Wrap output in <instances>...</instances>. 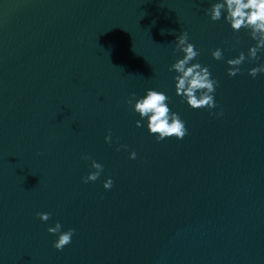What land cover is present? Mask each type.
I'll return each instance as SVG.
<instances>
[{
	"label": "water",
	"instance_id": "water-1",
	"mask_svg": "<svg viewBox=\"0 0 264 264\" xmlns=\"http://www.w3.org/2000/svg\"><path fill=\"white\" fill-rule=\"evenodd\" d=\"M215 2L0 0V264H264V74L248 75L264 52L228 77L255 42L212 22ZM184 31L222 116L175 95ZM149 89L171 98L183 140L136 127L126 101ZM92 161L103 172L85 184ZM56 223L75 230L62 251Z\"/></svg>",
	"mask_w": 264,
	"mask_h": 264
},
{
	"label": "clouds",
	"instance_id": "clouds-1",
	"mask_svg": "<svg viewBox=\"0 0 264 264\" xmlns=\"http://www.w3.org/2000/svg\"><path fill=\"white\" fill-rule=\"evenodd\" d=\"M212 22H218L221 19L228 25L233 33H239L244 30L248 33L251 40L255 42L254 46L248 49L247 56L241 52L237 58L228 59L227 75L229 78L241 74V66L245 62H258L260 57L258 53L264 52V0H216L205 12ZM188 33L181 32L174 40L175 48L173 54L182 53L183 58L177 59L168 71L176 73L173 77L175 81V95L181 102H186L192 110L206 109L210 114L217 117L222 116L223 112L213 113V109L218 105L215 102L216 88L219 82L212 78V73L208 67H202L196 61L200 53L196 50L194 44L188 42ZM239 44V40H237ZM216 61L224 60L223 52L220 48L211 53ZM258 74H264V63L258 67H253L248 71V75L255 79ZM170 97L162 91L149 89L146 94L137 99L135 94L126 103L132 107V111L138 114L139 120L136 121V127L143 126L146 121L148 134L155 137L157 143L168 139L177 141L183 140L188 135V129L185 122L178 113L173 112L170 107ZM105 143H112L111 131L105 137ZM126 147V146H121ZM120 149H117L119 151ZM88 160L89 157H82ZM129 159L135 160L136 153L132 152ZM91 172L83 178V183L95 182L103 172V166L92 161ZM113 181L111 178L103 184L105 190H111ZM38 219L47 223L51 219L50 213H37ZM48 233L57 236L53 247L57 251H62L71 244L72 237L75 234L74 229L61 232V224L56 223L54 227L48 228Z\"/></svg>",
	"mask_w": 264,
	"mask_h": 264
}]
</instances>
